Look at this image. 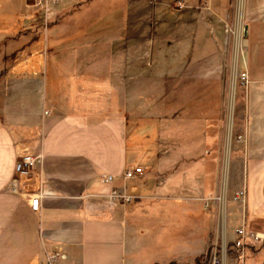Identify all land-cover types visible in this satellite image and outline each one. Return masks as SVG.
<instances>
[{
	"label": "crops",
	"instance_id": "0c3cea01",
	"mask_svg": "<svg viewBox=\"0 0 264 264\" xmlns=\"http://www.w3.org/2000/svg\"><path fill=\"white\" fill-rule=\"evenodd\" d=\"M179 1L168 5L176 9ZM181 1L191 12L170 21L182 22L177 30L169 17L132 15L130 0H66L40 21L33 0H0V57L10 68L0 69V264H44L55 253L62 255L59 264H186L196 246L205 247L213 213L203 200L221 187L217 122L225 54L233 49L243 50L241 73L249 75L245 118L233 124L245 138V175L236 194L244 188L246 201L233 204L227 238L242 225L264 234V0ZM95 2L113 8L77 13ZM153 36L165 56L150 85L136 54ZM37 41L44 43L38 59ZM184 43V62L170 63L176 51L170 46ZM181 81L186 103L168 110L179 101ZM198 144L203 151L195 150ZM180 147L188 152L179 155ZM28 156H39L40 164L21 174L17 165ZM140 167L142 176L124 179ZM181 167L188 168L178 179ZM114 190L137 200L114 201ZM35 195L39 212L31 208ZM177 209L187 216L183 237L173 233L179 225L167 232L162 221ZM164 238L177 239L176 249L173 256L160 249L167 257L157 258L150 249L164 246Z\"/></svg>",
	"mask_w": 264,
	"mask_h": 264
},
{
	"label": "rangeland",
	"instance_id": "374dc122",
	"mask_svg": "<svg viewBox=\"0 0 264 264\" xmlns=\"http://www.w3.org/2000/svg\"><path fill=\"white\" fill-rule=\"evenodd\" d=\"M66 0H33V12L38 14L36 20L40 21V14L46 15L47 17L52 16L53 14L59 13L62 9L60 8V4H64ZM176 3V1L173 2V4ZM62 4V5H63ZM108 2H95L93 5L91 4L90 7L87 6H81L79 7V10L77 13L79 15H88V14H99L102 15L106 13L108 10H110L113 7L108 6ZM113 4L112 6H114ZM175 7V5H174ZM82 9V10H81ZM205 9H208V7H205ZM129 11L132 15L137 16H154V20L157 18H160L162 16L169 17V25L170 24H176L173 27H177L179 25H182V22L179 23H172L170 22L172 19L175 21L176 17H179L182 13V11H185V13L191 12L186 9V7L183 10H180L178 8V5L176 9H171L170 6L162 5V3H159V0H130L129 3ZM190 14V13H189ZM107 15V14H106ZM47 19V18H46ZM181 27H177L175 29H179ZM230 28V27H229ZM159 31V30H157ZM231 31V29H230ZM233 31V30H232ZM230 33V32H229ZM228 33V34H229ZM233 36H235V33H231ZM120 42H122L123 39H118ZM115 43L117 40H114ZM140 43V42H139ZM42 41H37L34 45V56L36 59L40 58V51L43 48ZM160 39L154 36L151 39H146L144 41H141V43L138 45L137 49V56L140 57L141 62L145 66V72L148 76V79L153 78L154 76H157V74L160 73L158 70V65L162 62L163 56H165L160 47ZM179 46L181 47L179 48ZM175 45L170 46V50L173 53L174 50H179V52L173 53L171 55L170 53V63L172 62H184V58H186V44L183 45ZM222 46V45H221ZM239 51V50H238ZM235 51L234 49L231 51L232 53L225 54L226 62L227 63V86L224 88V103H223V112L221 113V122H217L218 125H221V137L223 138L222 144H221V150H220V161H219V183L222 185H226L227 187V197H226V204L224 210H222L221 207L211 205V211L213 214L212 224L210 225L209 231L207 232L206 236L207 239V245L205 247L202 246H196L195 251L193 252L192 256L190 255L189 258L184 257L183 261L186 264H205L206 258L208 256V253L212 247L213 244L217 243L218 248L220 251H222L223 247L229 248V245L232 243L233 240L227 238V234L229 233L230 237L233 234L231 231L232 226V218L233 215L231 213V208L233 207V204L236 201L234 198L236 196V186L240 185L242 186V182L245 175V144L238 143V137L235 134V131L233 132V124L237 125L239 122H243L245 118V93H246V86L242 85L241 83V67L245 65V57L243 50L241 51ZM213 52V49L211 47V52H208L209 54ZM240 60V61H239ZM230 61V62H229ZM240 62V67L238 66V63ZM155 66V68H154ZM236 68V69H235ZM0 69L3 72L10 71V68L7 64V58L6 55H3V57H0ZM238 69V71H237ZM0 71V72H1ZM181 71V70H180ZM181 73V72H180ZM152 76V77H151ZM181 78V77H180ZM159 78L157 79V81ZM150 85H152V82H155L154 79L148 80ZM184 82V81H183ZM182 81L180 82V85L178 87L179 93V101H173L172 103H168V110L174 109L178 107V109H181V107L186 103V101L182 98H186V88L185 86L181 85ZM219 94L218 89H214L212 92L213 96H216ZM234 98V103H233ZM213 105V103H212ZM211 105V106H212ZM172 106V107H171ZM153 107H151L149 110L151 111ZM180 111V110H179ZM150 114V113H149ZM234 121V123H232ZM201 145V144H200ZM198 144V147H195V150L197 151H203L201 150V146ZM236 145L238 147H236ZM193 148V146H191ZM191 151V150H189ZM179 155L181 153L188 152V149H182L180 147V150H178ZM192 152V151H191ZM188 167H181L180 172L178 173V179L181 178L182 171H185ZM190 168V167H189ZM243 190H245L243 188ZM246 201V200H245ZM174 203V202H173ZM179 205L178 207H180ZM181 209V207H180ZM204 209L207 210L204 206ZM186 215H184L179 209L173 210V212L167 217L163 216L162 221L164 225H167L168 227H165L166 231H172L175 230L174 226H178V230L175 232H180L181 236H185L187 234L186 229L184 228L187 226L186 222ZM179 224H177V222ZM171 225V226H170ZM173 225V229H172ZM228 232V233H227ZM171 233V232H170ZM179 234V233H178ZM165 239V240H164ZM163 239V245L160 247L155 246V248H151L150 245H147V249H150L157 255V258H163L166 256V254H159L156 253L159 252L160 249H165L169 252L168 256H173L174 251L176 249V244L178 242L177 239ZM166 242H168V246H166ZM185 247V246H184ZM184 247H179L178 254H181V250L185 249ZM145 249V247H144ZM259 249V248H258ZM228 251V250H227ZM167 257V256H166ZM165 257V258H166ZM186 258V259H185ZM249 259L252 263L255 264H263L264 261V254L262 256H255L253 254L249 255ZM224 262L225 264H231V259L224 253ZM183 263V262H182Z\"/></svg>",
	"mask_w": 264,
	"mask_h": 264
},
{
	"label": "built area",
	"instance_id": "2783aa9c",
	"mask_svg": "<svg viewBox=\"0 0 264 264\" xmlns=\"http://www.w3.org/2000/svg\"><path fill=\"white\" fill-rule=\"evenodd\" d=\"M178 8L183 10L186 5L183 1H179L177 3ZM228 32L232 33V30H228ZM241 83L244 86L249 84V75L247 71L241 73ZM239 142L245 143V138L242 136L238 137ZM41 158L39 156L32 157H24L22 158L18 165L17 171L21 174H28L31 169L36 167L40 164ZM144 174L143 168H136L133 170H128L124 174L125 180H135L137 177L142 176ZM103 182L105 184H111L114 181L113 176H104ZM226 197H227V187L226 185H222L217 193L212 197L206 198L203 200L205 208L207 210L211 209V205H215L216 207L219 206L224 210L226 204ZM110 198L114 201H120L123 204H131L134 203L137 198L134 196L129 195L125 190H114L110 194ZM236 201L241 203H245L246 200V191L241 190L239 191L235 198ZM31 208L35 212H39L41 208V196L35 195L31 200ZM264 244V234L255 232L250 230L247 225H242L241 227L235 230V239L229 245V248L223 247L222 251L219 250L217 243L213 244L208 256L206 258L205 264H225L224 262V253L229 256V249L230 246H235L237 250V260L238 264H246V256H247V249L248 246H253L255 248H260ZM228 250V251H227ZM62 259V255L59 253L50 254L48 255L47 262L44 264H59L60 260Z\"/></svg>",
	"mask_w": 264,
	"mask_h": 264
},
{
	"label": "trees",
	"instance_id": "16d2710c",
	"mask_svg": "<svg viewBox=\"0 0 264 264\" xmlns=\"http://www.w3.org/2000/svg\"><path fill=\"white\" fill-rule=\"evenodd\" d=\"M172 2H173V0H159V3H162V4H171ZM228 253H229V257L231 259V264H238L237 250L235 249V246L231 245ZM250 254H253L255 256H262V254H264V244L259 249L255 248L253 246H248L247 256H246V264H255V263H252L250 261V259H249ZM170 264H178V263L172 262ZM263 264H264V261H263Z\"/></svg>",
	"mask_w": 264,
	"mask_h": 264
},
{
	"label": "water",
	"instance_id": "95a60500",
	"mask_svg": "<svg viewBox=\"0 0 264 264\" xmlns=\"http://www.w3.org/2000/svg\"><path fill=\"white\" fill-rule=\"evenodd\" d=\"M248 35V31H247V27L245 28V32H244V36L247 37Z\"/></svg>",
	"mask_w": 264,
	"mask_h": 264
}]
</instances>
